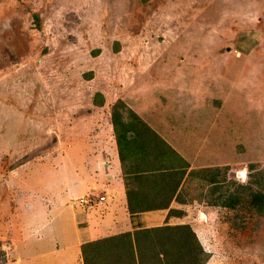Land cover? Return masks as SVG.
<instances>
[{
  "label": "rangeland",
  "instance_id": "374dc122",
  "mask_svg": "<svg viewBox=\"0 0 264 264\" xmlns=\"http://www.w3.org/2000/svg\"><path fill=\"white\" fill-rule=\"evenodd\" d=\"M114 108L186 153L155 259L187 225L204 264H264V0H0V264L98 215Z\"/></svg>",
  "mask_w": 264,
  "mask_h": 264
},
{
  "label": "crops",
  "instance_id": "0c3cea01",
  "mask_svg": "<svg viewBox=\"0 0 264 264\" xmlns=\"http://www.w3.org/2000/svg\"><path fill=\"white\" fill-rule=\"evenodd\" d=\"M129 134L131 135V133ZM157 136L163 138L161 139L162 141L160 144H163L164 140L168 138H165L164 135L160 134ZM212 137H217L216 132L212 135ZM166 142L165 147L168 159L167 157L165 158L167 161L166 165L162 166L163 168L152 172L154 173L153 175L155 176L156 181L148 179L142 180L138 183L133 180L134 177L139 175L145 179L148 178L147 176L151 173L147 172L146 168H141V170L143 169L141 171L140 166L142 165V160L136 159L137 157L146 156L139 149L135 151L127 149L124 154L125 160L122 161L116 142V134L114 132L115 146L111 149V158L113 159V163L111 167H107L110 168L109 171L111 173H107L106 175V179L109 181L108 185L110 184L111 186L109 188L111 189L107 190V199L102 201V205L94 211L97 212L98 215H94L93 213L89 214L90 217L87 216L89 219L87 226H83L79 229L77 228L78 226L75 222H72V225H67L65 223L64 226L58 228L59 232L57 234L58 236L56 237V241L48 242L49 244L45 246H35L33 251L25 252V254L21 253L17 241L13 242L9 247L10 249H7V254L9 256L7 264H83L81 259V246L86 241L90 242L105 238L108 233H111L108 237H115L130 233V236L133 238L137 232L151 231L152 229H158L161 227L159 223H163V220L167 217H173L171 210L174 208H180L178 206L182 204L183 200L178 196L180 190L186 184V176L182 177L179 181H175L176 179L172 181L169 178L166 182V178L169 175L177 172L180 166L185 165L182 163L181 158L184 160L187 159L185 156L186 153L181 157L178 155L181 153L177 150V154L175 149H173L175 145L169 141ZM160 144L159 147L162 148ZM210 150L211 144L209 143L208 151L203 154V157L212 152ZM137 161L139 162L137 163ZM214 163L218 165L217 162ZM216 165H205L204 168H211ZM165 166H167V168ZM86 169L89 174V167ZM132 170L133 172H137L133 173ZM69 180L70 179H67V181ZM91 186V188H94V186L98 185L92 182ZM91 188L88 187L87 192H91ZM138 188H142L144 190H148L149 188V191H152V195H143L138 191ZM79 191H75L74 194L79 193ZM129 194H131L130 199L136 202V204H138L139 201L143 202V200H148L150 202L166 201L168 202V206L130 212L128 208ZM99 210L100 212H98ZM73 219L74 218H72V221ZM135 251V263L144 264L143 259L145 257H149V255L143 253L142 255H139L137 249H135ZM139 258L142 259V263H140ZM148 263H150V261H148Z\"/></svg>",
  "mask_w": 264,
  "mask_h": 264
},
{
  "label": "trees",
  "instance_id": "16d2710c",
  "mask_svg": "<svg viewBox=\"0 0 264 264\" xmlns=\"http://www.w3.org/2000/svg\"><path fill=\"white\" fill-rule=\"evenodd\" d=\"M122 117H123L122 113L120 111H116V108L112 110L111 123L113 125L112 126L113 130L116 134V142L119 148L121 160L122 161L125 160L124 154L127 149L131 151H135L139 149L146 156V157L141 156L136 158L138 160H142L141 161L142 165L140 166V170L141 168H146L147 172H151V173H149L150 175L147 176L148 178L144 179L142 176L138 175L137 177H134L133 180L137 182L148 179L156 181V178L153 175L154 173L152 172L154 170L161 169L163 168L162 166L166 165V161L163 160L162 158V152H161L162 148L159 147V144L162 141L161 138L155 135L151 130H149L146 127L144 121H142L138 117L134 116L135 117L134 120L136 122L125 121L123 120ZM136 124L140 125L143 128V130L139 129L136 126ZM129 133H131V135ZM138 162L139 161H137V163ZM165 167L167 168V166ZM135 172L137 171H134L133 173ZM142 194L144 195V193ZM129 195L130 197L128 198V208L130 212H137L139 210H145V209L163 208L168 206V202L166 201L150 202L148 200H143V202L139 201L140 204L139 203L136 204V202L130 199L131 194ZM167 226L173 228L169 230L171 231L174 230L173 232H177L176 230H179V232L177 233L178 235L175 238L176 240L175 239L174 240L171 239L172 241L169 240L170 245L172 246V250H167L166 252H163L161 250L158 252L157 257H159V260L158 258L155 259V257L153 256L156 255V252H153L154 250L150 251L152 249L150 246L149 249L144 247L146 246L147 243L152 244V246H154L156 242V241L154 242V240H157V238H155L154 240L153 239L151 240L150 238L145 239V235L148 231H140L135 233V236L133 238L130 236V233H127L115 237H105L98 240L83 243L81 246L83 264H92L93 261L96 262V264H112L113 261L116 262L117 258H119V260L123 258L124 261L122 263L129 264V261H134L135 247H136L135 249H137V251L139 252V255H142V253L148 254L149 260L151 258L155 260L154 262L150 261V263H148L147 262L148 259L146 258L144 259L146 260L145 264H204V261L206 260L207 257L204 254H202L203 253L201 251L202 246L198 244L196 249L197 251L200 252V261H199L196 258L198 252H195V254L192 255L193 249L191 248L190 244L186 245L192 239L197 241L195 233L192 232L187 225H176L174 227H171L169 225ZM180 228H182L183 230H181ZM156 230L157 229H152L151 231H156ZM109 239H116V245H113V243H111V246H109L108 245ZM141 242H144L145 245H141ZM179 245H180V250L178 251ZM113 249L116 251V253L114 252ZM119 250L122 253H119L118 252ZM185 250L189 251V255L188 253H185L184 254L185 257H183L181 255V252ZM169 253L172 254L173 258L176 255L178 259L177 260H173V258L169 259L168 257ZM115 254L116 257L115 258L113 257V259L110 260V256H115ZM201 255L205 256V257L202 256V260H201Z\"/></svg>",
  "mask_w": 264,
  "mask_h": 264
},
{
  "label": "clouds",
  "instance_id": "9594fccd",
  "mask_svg": "<svg viewBox=\"0 0 264 264\" xmlns=\"http://www.w3.org/2000/svg\"><path fill=\"white\" fill-rule=\"evenodd\" d=\"M246 178H247V172L245 170L244 173H243V176L241 177V182H245Z\"/></svg>",
  "mask_w": 264,
  "mask_h": 264
},
{
  "label": "built area",
  "instance_id": "2783aa9c",
  "mask_svg": "<svg viewBox=\"0 0 264 264\" xmlns=\"http://www.w3.org/2000/svg\"><path fill=\"white\" fill-rule=\"evenodd\" d=\"M98 197H99V198H98L99 201L104 200V196H103V195L98 196Z\"/></svg>",
  "mask_w": 264,
  "mask_h": 264
},
{
  "label": "snow or ice",
  "instance_id": "6c2138e0",
  "mask_svg": "<svg viewBox=\"0 0 264 264\" xmlns=\"http://www.w3.org/2000/svg\"><path fill=\"white\" fill-rule=\"evenodd\" d=\"M241 175H243V174H241Z\"/></svg>",
  "mask_w": 264,
  "mask_h": 264
}]
</instances>
